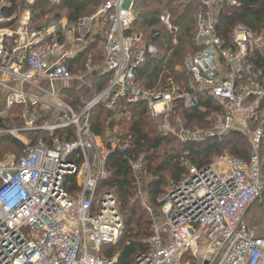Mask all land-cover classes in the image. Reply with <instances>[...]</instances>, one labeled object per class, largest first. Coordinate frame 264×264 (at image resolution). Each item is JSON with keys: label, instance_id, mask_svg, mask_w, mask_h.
<instances>
[{"label": "built area", "instance_id": "1", "mask_svg": "<svg viewBox=\"0 0 264 264\" xmlns=\"http://www.w3.org/2000/svg\"><path fill=\"white\" fill-rule=\"evenodd\" d=\"M22 1L27 8L10 15L3 12L9 4L0 1V113L8 121L17 109L23 123L21 130L1 128L0 138L21 131L47 136L0 162V264H119V254L106 257L103 251L118 242L122 218L113 194L99 184L109 177L108 156L129 145L92 134L91 113L97 106L114 110L120 100L145 103L150 117L170 133V113L183 94L172 76L155 92L137 86L136 69L158 50L129 33L137 0H104L89 20L105 23L102 52L111 78L91 99L67 104L54 84L74 76L65 65L68 53L61 51V38L69 31L59 32L54 21L32 28L35 0ZM194 1L202 7L195 37L202 48L175 70L228 105L225 114L213 115L207 136L241 134L252 154L248 163L223 153L205 167H189L168 189L161 221L146 241L148 250L133 264H181L187 252L199 257L200 264H264V237L254 236L245 223L264 193L258 153L264 137V73L246 76L247 59L264 39L242 24L232 29L228 42L215 34V13L223 6H239L238 0ZM159 22L176 34L167 11L159 14ZM256 121L259 125L252 128ZM132 169L138 171L139 163Z\"/></svg>", "mask_w": 264, "mask_h": 264}, {"label": "trees", "instance_id": "2", "mask_svg": "<svg viewBox=\"0 0 264 264\" xmlns=\"http://www.w3.org/2000/svg\"><path fill=\"white\" fill-rule=\"evenodd\" d=\"M4 1L9 4L3 9L5 14L16 10L21 12L27 8L22 0ZM98 1L58 0L57 3H52L49 0H35L30 7L31 27L42 29L48 25L49 21H59L63 18L69 23L77 25L79 19L87 15L85 6ZM238 3L237 7L223 6L215 13V34L225 42H228L232 29L239 24L253 32H264V0H238ZM135 10L136 20L129 33L140 35L144 45H151L158 50V54L155 56L147 55L145 61L136 69L137 86L142 90L155 89L158 76L165 75L166 72V77L171 75L181 85L184 94L182 99L173 104L170 121L173 116L179 113L178 116L186 126L206 122L212 127L213 115L216 113L225 114L228 109L227 103L198 89L191 83L189 77L175 71L176 67L183 65L187 56L196 54L202 48L195 39L196 15L202 12L201 5L194 0H137ZM162 11H167L170 14L172 24L178 29L174 35L177 38L176 45H172L169 33L159 22V14ZM100 43L102 59L100 58L98 61L101 63L99 65H102L104 63L103 37L96 34L93 35V42L80 55L76 56L73 61H65L70 73H78L84 65L83 60L86 61V55L96 50ZM97 52L100 53V50L97 49ZM246 66V76L261 78L264 72V49L255 51L254 55L247 59ZM110 78L111 73H100L96 77L98 79L96 91H102ZM61 98L73 105L77 103L79 97L73 89L66 88L63 89ZM16 111L19 112L17 109H12L8 117L10 118ZM111 111L119 112L122 116L129 115L121 117L115 122L117 126L122 124L125 126L121 128L118 138L124 144L128 143L129 146L119 147L108 156L105 165L109 177L99 184V188L114 194L120 213L125 217V225H123L122 235L116 245L106 247L103 255L110 257L119 254V264H133L141 252L148 250L146 241L153 235L151 222L143 220V214L134 199L138 175L141 173L150 175L152 181L149 183V192L154 196H159L163 192L166 179L173 184L179 183L188 174L189 167H205L225 151L228 152V155L248 163L252 150L247 138L238 133L211 138L208 140V144L195 141V145L198 147H188L190 141L181 143L170 133L157 129L145 103L130 105L123 100L117 102L114 110H107L103 106L93 109L90 120L92 134L104 135L106 128H104L103 117L107 114L111 115ZM9 120L5 121L0 114V129L9 126L16 127ZM17 120L20 122L18 118ZM258 125L259 122L256 121L252 128H256ZM32 134L34 135L27 134L31 137V145H35L39 138L47 136L43 132H33ZM60 134L62 132H59ZM1 138L0 158L10 148L17 150V156L21 155L24 146L20 141L10 136ZM67 139L69 137L63 140ZM259 157L260 160L261 157H264V137L259 143ZM133 163H139L138 171L132 169ZM143 221L145 228L142 227ZM133 223L137 229L135 235L145 234L144 239L130 237L128 232L132 230ZM185 258L190 259L193 264L195 263L188 252L183 255L182 261Z\"/></svg>", "mask_w": 264, "mask_h": 264}, {"label": "rangeland", "instance_id": "3", "mask_svg": "<svg viewBox=\"0 0 264 264\" xmlns=\"http://www.w3.org/2000/svg\"><path fill=\"white\" fill-rule=\"evenodd\" d=\"M102 3H103V0H102V2H101V0H99L98 2H92L91 5L89 4L88 6H85L87 8V10H86L87 15H86V17H82L79 20H84L87 23L88 20L90 19V17L97 12V10L100 8ZM53 21L54 20L49 21L48 25L50 24V22H53ZM101 21H103V20L100 19L98 21L91 22L92 23L91 24V32L92 33L98 31L96 29L99 28L98 25L101 24ZM255 33L257 36L264 39V32H255ZM169 36L171 37V41L174 40V38H175L174 35L169 34ZM175 39H177V38H175ZM172 45H173V43H172ZM97 49L100 50V53L97 52ZM90 56H91V61H90L91 66L92 65L98 66L99 64H101L100 61H98V60H100V58L102 59V57H101L102 56L101 43L98 44V47L96 48V50H93L92 52H90ZM187 57H189V56H187ZM83 61H84V65L82 66L80 71L78 73H73V75L75 76L74 80L76 82H79V84L85 83L86 87H87L88 83H90V81H91V89L88 88V90L92 91L93 94H97L99 91H96V89H95L97 86V81H98V79H96V77L100 73L95 75L96 73L93 72L94 67L87 69L86 68V64H87L86 61L87 60L86 61L83 60ZM166 76H167L166 72H165V75L158 76L155 89L146 90V91L155 92V91L159 90L161 88V86L164 84V82L166 81V79L168 77H171V75L168 77H166ZM182 79L184 80V78H182ZM179 88L183 94L181 85H179ZM79 89L80 88L74 90L77 93L78 97H80V93L77 92V90L79 91ZM183 96H184V94H183ZM78 101H79V98H78L77 102ZM67 104H69V103H67ZM111 112H112L111 115H108L106 113L107 115L105 117H103V121H104L103 124H104V128H106V129L104 131V135L102 136V138L107 137L108 139H111L115 143L123 145L124 143L120 140V138H118V136H120V134H121V132H120L122 130L121 128H123L125 126H123V124L117 126V125H115V122L118 119H120L121 117L122 118L124 116L128 117L129 115L124 114V116H122L121 114H119V112H116V111H111ZM20 114H21L20 111L19 112L16 111V113L15 112L12 113V115L10 116L9 122L12 125L16 126L15 127L16 129L21 130L23 123L21 121L19 122L18 120H13L14 117L20 116ZM178 114L179 113H177L175 116H173L170 123L168 124L170 134L173 135L174 137H176L177 141H179L181 143H187V141H190L188 147H198L197 145H195V143H196L195 141H200L202 143L208 144L207 142H209L208 140H210L211 138H209L207 135H209L211 129L213 128V125L211 127L206 122H202V123L200 122V123H193V124L186 126V124H184L182 122V120L180 119ZM47 118H49V115L47 116ZM155 123H156L157 129L159 131H162V128L159 126V123H157L156 121H155ZM27 134L34 135V134H32L31 131H26V132L21 131L19 135H16L15 137L14 136H10V137L15 138L18 141H20L25 148L27 146H32L30 144L31 137ZM0 139H2V138H0ZM224 153L228 154L227 151H225ZM5 157H7V158L17 157V150L15 148H10L8 150V152H6L0 158V162ZM260 170H261L262 178L264 179V157H261V160H260ZM151 181H152V177L148 174L141 173L140 175H138L137 187H136L134 199L137 202V206H138L140 212L143 214V220H148L151 222V224H152L151 231H152V229H154V227L161 221L160 209H161V206L163 205V201H164V198L167 194V191L173 185V183H170L169 180L166 179L165 180L166 183L163 187V192L159 196H154L152 193L149 192V189H148L149 183ZM113 196H114V194H113ZM114 198L116 201L115 196H114ZM159 204L161 206H158ZM116 205H117V201H116ZM117 209H118V212L120 213L118 205H117ZM120 215H121V213H120ZM121 218H122L123 225H125V217L123 215H121ZM245 223L247 224L249 230L253 233L254 236L264 237V193H263L262 198L259 201H257L256 203H254L253 206H251L250 209L248 210L246 217H245ZM143 226H144V221L142 222V227ZM131 227H132V230H130L128 232L130 234V237L135 238V239H144L146 237L145 234H141L139 236L135 235V233L137 232V229H135L134 223ZM144 228H145V226H144ZM140 231L142 233L143 229ZM193 259L195 260L194 264H200L199 257H197V258L193 257ZM181 264H193V263L190 259L185 258L181 262Z\"/></svg>", "mask_w": 264, "mask_h": 264}, {"label": "crops", "instance_id": "4", "mask_svg": "<svg viewBox=\"0 0 264 264\" xmlns=\"http://www.w3.org/2000/svg\"><path fill=\"white\" fill-rule=\"evenodd\" d=\"M10 14L11 13L6 14V15H10ZM90 20H88L87 23L84 22V24L81 27L78 24L73 25V24L69 23L65 18H63L59 21H54V22H57L59 24V26H58L59 32H61L63 29L65 31H69L66 36L64 35V37L61 38V41H62L61 51L66 52L69 55V57L65 61H67V60L73 61L76 56L80 55V53L93 42V35H96V34H100L101 36L103 35L102 33H103L104 28H105L104 21H101V24L98 25L99 28L96 29L98 31L92 33L91 32V24H92L91 22L97 21V20H92V21H90ZM263 49H264V43H263V46L260 47L259 50H263ZM83 57H85V56H83ZM86 60H87L86 68L90 69L91 67H94L93 72L96 73L95 75H97L99 73L106 72L104 63L102 65H98V66H94V65L91 66L90 53L88 55H86ZM246 70H247V68H246ZM74 77L75 76H73V78L69 81L58 82V83L54 84V88L56 89L55 91L59 94L60 98H61V93L63 92V89H66V88H70L73 90L80 88L79 91L77 90V92L80 93L79 99L80 98L81 99L82 98L91 99L93 96L96 95V94H93L92 91L88 90V88L91 89V81H90V83H88V85L86 87L85 83L79 84V82H76L74 80ZM39 84L41 86L45 85V83L43 81L39 82ZM45 87H47V86L45 85ZM28 90H30L31 93L35 92L29 88H28ZM73 105H75V104H73ZM98 137L102 138V136H98Z\"/></svg>", "mask_w": 264, "mask_h": 264}]
</instances>
